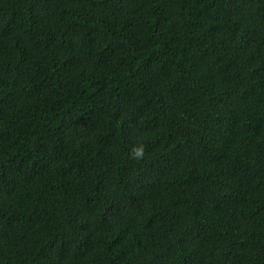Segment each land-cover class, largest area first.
<instances>
[{
    "label": "trees",
    "instance_id": "obj_1",
    "mask_svg": "<svg viewBox=\"0 0 264 264\" xmlns=\"http://www.w3.org/2000/svg\"><path fill=\"white\" fill-rule=\"evenodd\" d=\"M0 264H264V0H0Z\"/></svg>",
    "mask_w": 264,
    "mask_h": 264
},
{
    "label": "clouds",
    "instance_id": "obj_2",
    "mask_svg": "<svg viewBox=\"0 0 264 264\" xmlns=\"http://www.w3.org/2000/svg\"><path fill=\"white\" fill-rule=\"evenodd\" d=\"M141 154H142V152H141V150H139V149H138V150L136 151V153H135V155H137V156H139V155H141Z\"/></svg>",
    "mask_w": 264,
    "mask_h": 264
}]
</instances>
